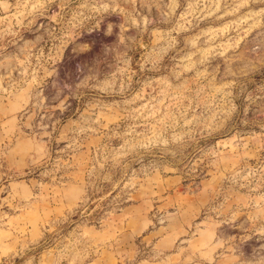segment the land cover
Wrapping results in <instances>:
<instances>
[{"label":"rangeland","instance_id":"374dc122","mask_svg":"<svg viewBox=\"0 0 264 264\" xmlns=\"http://www.w3.org/2000/svg\"><path fill=\"white\" fill-rule=\"evenodd\" d=\"M0 263L264 264V0H0Z\"/></svg>","mask_w":264,"mask_h":264},{"label":"built area","instance_id":"2783aa9c","mask_svg":"<svg viewBox=\"0 0 264 264\" xmlns=\"http://www.w3.org/2000/svg\"><path fill=\"white\" fill-rule=\"evenodd\" d=\"M0 264H7V263H0Z\"/></svg>","mask_w":264,"mask_h":264}]
</instances>
